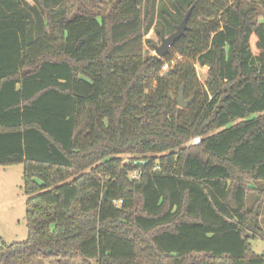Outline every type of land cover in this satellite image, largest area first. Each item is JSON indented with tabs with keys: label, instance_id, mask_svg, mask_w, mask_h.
<instances>
[{
	"label": "trees",
	"instance_id": "trees-1",
	"mask_svg": "<svg viewBox=\"0 0 264 264\" xmlns=\"http://www.w3.org/2000/svg\"><path fill=\"white\" fill-rule=\"evenodd\" d=\"M157 2L0 0V166H24L28 228L0 264H264V0Z\"/></svg>",
	"mask_w": 264,
	"mask_h": 264
},
{
	"label": "rangeland",
	"instance_id": "rangeland-1",
	"mask_svg": "<svg viewBox=\"0 0 264 264\" xmlns=\"http://www.w3.org/2000/svg\"><path fill=\"white\" fill-rule=\"evenodd\" d=\"M181 0H158V5H164L169 11L176 12L175 2ZM248 1H258V0H248ZM157 5V6H158ZM190 10V9H189ZM188 10V11H189ZM187 14V13H186ZM158 18V17H157ZM184 19V18H183ZM159 20V18H158ZM260 21H264L263 14L259 17ZM182 22V21H181ZM180 24V23H179ZM168 36V34L166 35ZM147 39L153 41V46L148 45L147 49L156 55L154 46L161 44V39L156 35L154 29H152L148 35ZM172 48L170 49L171 52ZM198 78L201 82L207 77V67H197ZM179 93L177 94V99H179ZM184 100L188 101L192 99L185 92ZM23 164L15 163L10 165L0 166V247L5 244H10L13 242L25 241L28 237V228L26 223V200L27 195L24 189L23 181ZM253 199L250 197V204H252ZM261 219L264 227V206L262 208ZM251 245L255 253H264V239L261 237L254 238L251 240ZM37 264H97L95 261L83 262L81 260L75 259L73 261H47L39 260Z\"/></svg>",
	"mask_w": 264,
	"mask_h": 264
},
{
	"label": "water",
	"instance_id": "water-1",
	"mask_svg": "<svg viewBox=\"0 0 264 264\" xmlns=\"http://www.w3.org/2000/svg\"><path fill=\"white\" fill-rule=\"evenodd\" d=\"M192 9L193 8H191L187 12L182 22L177 26L175 32L171 33L168 36L162 37L161 44L155 47L156 55H158L161 58L165 57L170 52V49L175 45V43L185 35L186 31L188 30V22ZM183 91H184V86H182L180 89L178 102H179V107L186 108L192 102V99L188 101L184 100ZM104 198H106V193L104 194Z\"/></svg>",
	"mask_w": 264,
	"mask_h": 264
},
{
	"label": "built area",
	"instance_id": "built-area-1",
	"mask_svg": "<svg viewBox=\"0 0 264 264\" xmlns=\"http://www.w3.org/2000/svg\"><path fill=\"white\" fill-rule=\"evenodd\" d=\"M172 63H173V62H172ZM200 140H201L200 137H196V138L193 140V142H194L195 144H197V143L200 142ZM154 169H155V170L160 169L159 165H156V166L154 167ZM142 174H143V170H142V169H136V170L131 171V172L129 173V176H130L131 179L138 180V179H140V178L142 177Z\"/></svg>",
	"mask_w": 264,
	"mask_h": 264
}]
</instances>
